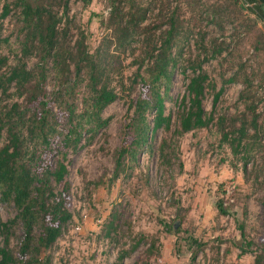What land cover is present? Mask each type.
Returning <instances> with one entry per match:
<instances>
[{
	"label": "rangeland",
	"instance_id": "374dc122",
	"mask_svg": "<svg viewBox=\"0 0 264 264\" xmlns=\"http://www.w3.org/2000/svg\"><path fill=\"white\" fill-rule=\"evenodd\" d=\"M14 1H6L10 12L0 19V56L8 59L7 65L13 64L21 39L18 34L21 17L18 7L12 5ZM65 1L67 11L61 25L69 29L67 40L73 42L76 31L82 30L89 52L94 51L103 37L110 34L105 27L110 0H89L87 6L83 0ZM136 1L148 8L142 25L156 22L158 11L154 9V0ZM4 3L0 0V12ZM160 3L165 9L162 13L175 8L183 30L190 32L183 40L182 59L198 54L194 41L201 32L204 44L221 48L220 56L201 66L214 85L213 91L205 90L201 102L205 116L211 114L213 120L203 129L175 135L180 100L186 95L191 73L185 70L182 74L178 67L174 68L163 101L164 115H169L168 130L161 126L151 135L148 131L145 143L136 148L134 157L127 154L122 157L123 171L113 179L119 149L132 147L129 123L134 113L130 102L147 91L141 81L144 66L137 69L133 62L140 53L139 43L131 45L133 54L118 53L111 46L116 55L113 65L121 75L117 78L122 79V84L118 80L110 81L109 87L118 98L101 113L107 123L87 133L75 153L67 151L68 190L63 198L71 219L54 245L40 254L49 257L50 264H254L255 255L264 250V217L259 203L264 182L260 172L264 157V29L258 23L251 27L248 22L252 16L230 0H161ZM214 8H217L216 19L211 18ZM255 38L260 42L258 53L252 49ZM4 39L6 43L2 42ZM35 62L34 58L27 60V68ZM237 69L250 79L251 86L244 94L239 82H223ZM134 76L137 84L127 97L125 93ZM43 89L51 112L58 114L51 102L55 89L52 72ZM219 90L221 93L213 104L214 94ZM250 102L259 115L261 147L250 151L251 158L243 168L240 153L232 154L220 142L214 121L219 116L242 114L244 103ZM152 118L153 112L146 114L149 129ZM160 148L167 152L164 158L159 154ZM229 183L234 186L233 203L226 207L224 215H219L216 202L222 199V190ZM59 189L60 186L55 190ZM14 215L11 203H0L2 222ZM20 235L21 228L17 227L9 241L14 253Z\"/></svg>",
	"mask_w": 264,
	"mask_h": 264
},
{
	"label": "trees",
	"instance_id": "16d2710c",
	"mask_svg": "<svg viewBox=\"0 0 264 264\" xmlns=\"http://www.w3.org/2000/svg\"><path fill=\"white\" fill-rule=\"evenodd\" d=\"M6 1L0 19L10 12V4ZM160 2L154 0V9L158 11L156 22L144 26L148 8L141 2L110 0L111 9L105 26L110 34L104 36L92 52H89L82 30L76 31L73 42L67 40L69 29L61 25V18L67 11L65 0H15L12 3L19 9L18 34L21 39L12 65H7L8 59L0 56V203H11L15 215L5 222L0 219V264H50V258L40 257V254L54 245L71 219L63 198L68 190L65 181L67 151L75 153L87 133H93L107 123L101 113L118 98L109 87L110 81L118 80L122 84V79L117 78L121 75L113 65L116 55L110 50L111 46L118 53L133 54L131 45L139 43L140 53L133 62L137 69L144 66V80L141 81L147 91L130 102L129 107L133 106L134 113L129 123L133 132L132 147L130 150L119 149L113 179L123 171L122 157L125 154L134 157L136 148L145 143L148 131L151 135L161 126L168 130L169 115H164L163 101L174 68L178 67L182 74L185 70L191 73L187 78L186 95L180 100L175 135L203 129L213 120L211 114L205 116L201 102L205 90L213 91L214 85L201 66L220 56L221 48L204 44V33L201 32L194 41L198 54L182 59L183 40L190 32L180 25L177 10L162 13L165 9ZM230 2L252 16L248 22L251 27L261 22L264 29V15L255 0ZM88 4L89 0H83L84 6ZM217 17V8H214L211 18ZM162 26L165 29H161ZM259 43L255 38L252 46L255 53L260 51ZM8 50L12 52L9 47ZM30 58L36 62L27 68L26 61ZM48 61L50 67L47 68ZM51 72L55 82L51 102L58 114L52 113L48 101L44 100L43 87ZM241 74L237 69L223 82H239L244 94L251 83L244 74L238 79ZM136 84L134 76L127 87V97ZM220 93L221 90L214 94L213 104ZM77 95H80L79 99ZM255 108L252 102L244 103L242 114L219 116L214 121L220 142L226 144L232 154L240 153L243 168L251 158L250 151L261 147L258 142L259 115ZM150 112H153V118L149 129L146 114ZM248 132L252 135L248 136ZM159 154L161 158L167 156L163 148ZM260 172L264 176V157ZM58 186L60 189L55 190ZM221 202V199L216 202V210L219 215H224L226 208ZM259 203L264 217V182ZM17 227L21 228V235L14 253L9 248V241ZM110 229L111 224L108 231ZM254 264H264V250L255 255Z\"/></svg>",
	"mask_w": 264,
	"mask_h": 264
},
{
	"label": "built area",
	"instance_id": "2783aa9c",
	"mask_svg": "<svg viewBox=\"0 0 264 264\" xmlns=\"http://www.w3.org/2000/svg\"><path fill=\"white\" fill-rule=\"evenodd\" d=\"M233 189H234L233 184L229 183L222 190V197H221L222 207L226 208L233 203V199H232Z\"/></svg>",
	"mask_w": 264,
	"mask_h": 264
},
{
	"label": "crops",
	"instance_id": "0c3cea01",
	"mask_svg": "<svg viewBox=\"0 0 264 264\" xmlns=\"http://www.w3.org/2000/svg\"><path fill=\"white\" fill-rule=\"evenodd\" d=\"M255 1H256V5L258 6V8L261 10V12L264 15V0H255ZM257 23L262 26L261 22H257Z\"/></svg>",
	"mask_w": 264,
	"mask_h": 264
},
{
	"label": "water",
	"instance_id": "95a60500",
	"mask_svg": "<svg viewBox=\"0 0 264 264\" xmlns=\"http://www.w3.org/2000/svg\"><path fill=\"white\" fill-rule=\"evenodd\" d=\"M174 227H175V225H174Z\"/></svg>",
	"mask_w": 264,
	"mask_h": 264
}]
</instances>
